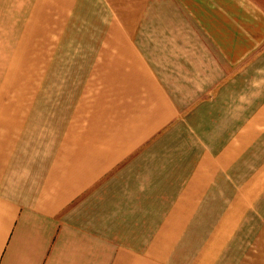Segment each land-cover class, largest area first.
I'll return each mask as SVG.
<instances>
[{
  "label": "crops",
  "instance_id": "obj_1",
  "mask_svg": "<svg viewBox=\"0 0 264 264\" xmlns=\"http://www.w3.org/2000/svg\"><path fill=\"white\" fill-rule=\"evenodd\" d=\"M31 2L90 71L44 128L0 101V264H264V0Z\"/></svg>",
  "mask_w": 264,
  "mask_h": 264
},
{
  "label": "rangeland",
  "instance_id": "obj_2",
  "mask_svg": "<svg viewBox=\"0 0 264 264\" xmlns=\"http://www.w3.org/2000/svg\"><path fill=\"white\" fill-rule=\"evenodd\" d=\"M32 4L31 0L0 1V101L15 89L23 98L32 92L33 98L27 100L35 106L32 122L44 128L46 112L53 108L54 116L60 117L83 91L90 71L85 64L91 60L87 28L93 26V20L84 11L81 17L75 10L70 18H53L41 24L31 18ZM240 67L246 81L257 80L264 69L257 67V59L253 62L248 58ZM247 84L248 112V101L253 102L257 87L251 90Z\"/></svg>",
  "mask_w": 264,
  "mask_h": 264
}]
</instances>
